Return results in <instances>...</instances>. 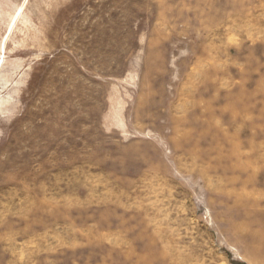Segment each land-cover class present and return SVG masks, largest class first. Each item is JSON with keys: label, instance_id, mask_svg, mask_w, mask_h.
<instances>
[{"label": "rangeland", "instance_id": "1", "mask_svg": "<svg viewBox=\"0 0 264 264\" xmlns=\"http://www.w3.org/2000/svg\"><path fill=\"white\" fill-rule=\"evenodd\" d=\"M0 264H264V0H0Z\"/></svg>", "mask_w": 264, "mask_h": 264}]
</instances>
